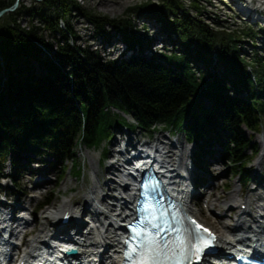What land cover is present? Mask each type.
Returning <instances> with one entry per match:
<instances>
[{"label": "trees", "instance_id": "16d2710c", "mask_svg": "<svg viewBox=\"0 0 264 264\" xmlns=\"http://www.w3.org/2000/svg\"><path fill=\"white\" fill-rule=\"evenodd\" d=\"M15 1L0 0V12ZM190 4L187 9L181 0H147L119 19L87 11L76 0H34L31 6L6 12L0 20V178L8 176L18 187V176L24 167L32 170L34 157L53 156L61 162L62 181L68 171L64 164L75 159L77 146L98 149L113 130L165 125L199 142L200 162L212 155V140L218 141L224 161L234 163V174L248 180L243 153L252 140L244 128L255 134L261 131L264 60L256 57L254 63L247 62L240 55V36L214 30L191 14H201L198 0ZM74 12L94 25L99 37L108 36L107 26L114 27L130 48L144 45L131 16L145 15L160 22L167 33L170 30L184 53L102 60L76 44L78 35L67 23ZM22 17H29V26H22ZM34 20L61 35L55 52ZM242 32L255 36L252 30ZM193 56L196 66L203 65L206 72L194 69ZM160 58L166 64L159 63ZM34 62L46 69V75H35ZM213 62L224 73H211ZM242 93L247 96L242 98ZM206 98L212 103L210 109L204 105ZM8 162L11 175L4 172ZM73 170L76 177L82 175L81 165L75 163ZM2 188L14 190L0 184ZM53 200L50 194L44 203Z\"/></svg>", "mask_w": 264, "mask_h": 264}, {"label": "rangeland", "instance_id": "374dc122", "mask_svg": "<svg viewBox=\"0 0 264 264\" xmlns=\"http://www.w3.org/2000/svg\"><path fill=\"white\" fill-rule=\"evenodd\" d=\"M17 1V0H16ZM83 8L87 11H91L96 14L103 16H108L111 19L124 18L126 11L133 6L141 4L147 0H76ZM153 2H158L159 0H152ZM187 9H190V0H181ZM244 6L246 2L238 1ZM18 10L22 6H31L34 3V0H19ZM201 4V5H200ZM199 6L203 8L205 12L204 16L201 18L205 20L209 25L218 31H222L227 34L237 33L240 36L241 42L240 45V55L247 61L254 63L256 57H260L264 60V22H257L253 24L250 21L245 23L243 22L242 15L237 10L235 5L232 4L230 0H199ZM264 10V8H262ZM191 14L195 17L200 18V15L195 11H191ZM236 14V15H235ZM209 15V16H207ZM215 15V16H214ZM238 15V16H237ZM211 18H219L215 21L226 22L221 27H216L211 23ZM264 17V13H263ZM134 31L138 36H141L144 42L142 47L133 46L129 50L126 43L123 40L122 34H120L117 29L112 26H107L105 29L108 36L99 37L96 34L95 26L90 24L86 19H84L78 12H74L68 15L67 23L73 29V31L78 35L76 44L83 49L96 52L102 60H128L131 56L143 57L151 59L154 57H160L163 54L175 53H184L185 48L181 45L179 40L170 30H167L169 33L163 30V27L155 19L148 18L145 15L133 14L131 16ZM241 18V19H240ZM225 20V21H224ZM240 20V21H239ZM228 21V22H227ZM235 21V22H234ZM34 25L40 28V32L43 38L50 42L53 46V51L55 52L57 47V41L61 39V35L53 34L50 31H46L45 27L38 23L37 20L33 21ZM22 26L26 27L30 25L29 17L21 18ZM231 24V25H230ZM155 26V27H153ZM161 31H160V30ZM261 29V30H260ZM252 30L255 32V36H246L242 31ZM159 31L160 38H164L166 42H160L157 40L155 43V38L159 37L155 35V32ZM130 47V46H128ZM147 47V48H146ZM184 48V49H183ZM135 52V53H134ZM154 56V57H153ZM193 64L194 69L204 68V72L207 70L201 64L196 66L197 60L194 56L190 58ZM161 64H166L161 58L158 61ZM169 63V62H168ZM170 64V63H169ZM210 65L211 73H224V70L216 68L215 63L213 62ZM33 69L36 76L42 77L46 75L47 71L39 63H33ZM196 71V70H195ZM197 72V71H196ZM208 76L207 73H205ZM210 79V77L208 76ZM234 93L230 92L229 96H233ZM242 98L247 96L245 93L240 95ZM204 105L207 109L212 108V103L209 99L204 100ZM127 120L132 123L134 122L133 118L126 116ZM261 131L259 133H252L251 131L245 129V133L248 139H251L250 147L243 153L246 157L245 170L246 173L250 176L249 182L244 186L243 191L240 193V197L248 199L251 202V205H245L246 208H250L253 212H256L258 205H264V201L258 202L256 200L259 195L264 197V117H262ZM111 138L105 140L100 148L98 149H88L84 145L77 146L76 157L72 162L64 164L67 166L68 171L62 181H59V177L62 175V165L59 159L53 156H44L43 159L40 157H34L35 160H43V163L35 164L33 167L38 169L36 175L32 174L31 170H25L22 176L18 180V188H15L16 195L13 196L14 200L19 199V206L26 207L30 211H34L35 207L40 203L44 194L52 193L55 197V202L50 207H47L42 213L36 212L35 217L38 216L37 223L35 222L32 228L36 227L37 234L34 237L40 236L39 230L42 229L43 220L42 217L44 213L48 210H54L56 207H60L64 202L73 201L76 210L82 211L86 210L89 207V201L87 199V194L92 192V196L98 200L100 197L107 193L108 185L106 179L108 178L106 170L108 163L112 158L114 150H122L123 144L126 137H129L134 140L133 145L142 142L155 144L157 139H162V142L165 143V146L172 148V151H175L174 147H177L178 150H182V153L188 158V150L191 148L193 152H196L199 144H191L186 138V135L182 131H178L172 127L167 128L165 125H158L155 129L151 130H142V129H129V128H120L113 130L111 132ZM123 137V138H122ZM118 140L121 142L116 145L115 141ZM213 144L211 150L214 151L212 155L206 156L205 159L208 160V166L206 169L207 173L213 180H215V186L217 189L213 190L212 201L214 204H217V207L214 205H208L205 202H201L197 206H193L195 211L200 214L201 219L210 227H213L212 224H215L219 217L222 214L221 210L228 208L229 199L231 193L239 191L241 189L240 178L234 174L237 169L235 168L234 163L224 161L223 159V150H221L220 144L218 141L212 140ZM124 145V147L126 146ZM200 147V146H199ZM201 148V147H200ZM256 149L259 151V154L256 155ZM108 151V156L104 158V153ZM183 154V155H184ZM195 158V157H194ZM260 159L261 170L258 169ZM193 160V159H192ZM259 161V162H258ZM187 161L183 158L182 163V172L185 169V163ZM81 165L82 175L76 177L74 175L73 166L74 164ZM94 166H97L94 169ZM48 168V169H47ZM243 169L239 172H243ZM205 171V170H203ZM5 174L11 173L10 162L6 164ZM44 177L46 184L42 188H36V184L40 179ZM208 180V179H207ZM97 181V184L94 182ZM2 185H10L9 180L1 181ZM259 189V190H258ZM235 190V191H234ZM117 193L116 191L114 192ZM103 194V195H102ZM215 194V196H214ZM235 194V193H233ZM258 194V195H257ZM104 195V196H105ZM232 195V194H231ZM248 197V198H247ZM3 198H1L2 200ZM109 204H112L113 199H108ZM86 203L88 206H86ZM257 205V206H256ZM83 206V207H82ZM107 206V205H106ZM213 206L214 208H212ZM212 208V211L210 210ZM239 209L236 208L233 211L228 212V217L223 220V222L235 223L234 218H236ZM221 212V213H220ZM213 213V214H212ZM231 214V215H230ZM256 216V214L254 213ZM230 217V218H229ZM252 221V220H251ZM250 225L254 226L251 222ZM85 230V229H84ZM33 238V237H32Z\"/></svg>", "mask_w": 264, "mask_h": 264}, {"label": "bare ground", "instance_id": "6f19581e", "mask_svg": "<svg viewBox=\"0 0 264 264\" xmlns=\"http://www.w3.org/2000/svg\"><path fill=\"white\" fill-rule=\"evenodd\" d=\"M230 1L232 2L233 5H235L237 10L243 16L242 17L243 22L247 23L250 21L254 25L257 24V22H262V21L264 22V17H263L264 10H262V8H264V0H230ZM238 1L246 2V5L243 6L241 2L239 3ZM198 3H199V0H198ZM252 6H256V7H252ZM201 11H202V14L200 15V19L203 22L207 23L205 20L201 18L205 14V12L203 11V8H201ZM210 19H211V23L215 25L216 27H221L223 24L226 23L222 21H215L216 19L218 20L219 18H215V17L211 18L210 16ZM207 24L209 25V23ZM160 33L162 32H159V31L155 32V35L159 36L155 38L156 39L155 41L159 40L160 42H163V43L166 42L167 41L166 39L162 37L160 38V36H162L160 35ZM127 48L131 50L128 46ZM124 142H128V144L124 148V151L114 150L112 154V158L107 165L108 169L106 170V174L108 178L106 179V181H107L108 189H107V192H105L107 194L106 195L104 194L105 196L102 194L103 196L102 198L100 197L98 202L93 196L87 198L89 201L88 203L89 207L86 208V210H82V211L76 210L75 207L77 206L78 203L76 204V206L73 207L74 203L73 201H70V202H64L63 204H61L60 207L54 208V210L46 211L42 217L43 224H42V229H40L39 231L40 236L33 239L29 247L22 252L23 258H26L27 260H29V259H34L39 255V250H40L39 245L40 244L38 240H43V241L48 240L47 237H48L49 232H51V228L54 229V232H58V230L64 231L65 229L69 227V225L63 226L61 224V221L65 217L67 212L68 214L74 215L71 224L75 226L78 233L82 235L85 243L87 244V247L84 250V252L82 250V253L80 254L81 258L77 259V262H72L71 264H74V263L80 264V260H82L83 263L88 261L91 258V256H93L92 253L95 252L96 250H101L102 248H104L106 246L105 244L112 245L111 248H116L119 244H121L122 240L120 238V227L122 226V223L125 221V219L130 216V210H131L130 207H129L130 210L128 209V207L127 208L125 207V209H122L120 213H117L118 211L117 208L119 206L118 204L122 205V207L125 205L131 204L129 203L130 199L128 198V193L131 191L130 185L122 186L118 180L119 179L118 175L119 173L122 172L121 170L123 168L122 159L125 157V154H127L128 148L133 149L140 145H142V147L150 145L149 143H142V142H139L133 145L134 140L129 137H126V139H124ZM120 143L121 142H119L118 140L115 141L116 145ZM174 148H175V151L173 152L172 148H168L165 146V143L162 142L161 138L157 139L155 144L149 146L148 148H144L145 149L144 151L148 152L150 157L154 159V162L157 164L158 168L160 167L165 172L167 171L169 174L174 176L173 178H170V181H174L176 177L180 175V171L182 169L183 158L185 155L184 153H182V150L180 152V150H178L177 147H174ZM262 157H264V153ZM172 161L174 162L173 165L171 164ZM262 161L263 159L262 160L260 159L259 166H258L259 167L258 169L260 170H261ZM96 167L97 166H94V169ZM195 170L198 171L197 168L196 169L194 168V172ZM175 172H177V174H175ZM207 177L209 180V183L207 182L208 189H211V190L217 189V186L214 185L215 180H213L211 176L209 175ZM44 180L45 178L42 177L40 181L36 184V188L44 186L46 184ZM176 182H178V180L174 181V183ZM94 184H97V181H95ZM177 187L181 189L182 185L178 184ZM238 190L239 191L234 190L235 192L233 193L235 194L231 193L232 195L230 194V196H228V199H229L228 205H230L229 208L228 209L226 208L227 210L222 209L221 212L223 215L221 216L219 220L216 221L215 224H212L213 225L212 229L215 230L219 234L220 241L223 245L228 244L227 241L231 240L230 236L232 234H234V236L236 237L238 236V234L242 235V232H244L245 230L252 229L251 225L249 224L250 222L255 224L257 228L263 231L262 233H259L258 236H261L264 240V217H262V214L264 213V205H258V206L256 205L257 206L256 212H253V210L250 208L243 210L242 205L249 206L251 205V202L248 199H244L240 197V193L243 191V189H238ZM115 191L117 192L116 194L114 193ZM261 195H259V197L256 199L258 200V202L264 201V197ZM183 196L187 197L185 193ZM212 196H213V193H211L208 196V201L210 205L213 203ZM108 199H113V201H115V203L118 206L114 204H109V201L107 202ZM15 204L19 205V202H16ZM212 205H214V207L218 206L217 204H214V203ZM86 206H88L87 203H86ZM187 206H188V209L192 213L197 214V212L192 207V205H187ZM211 207L214 208L213 206ZM212 208H210L211 211H212ZM236 208H238L239 211H238L236 218H234L233 220L235 221V223L234 222L233 223L223 222V220L229 216L228 212L231 211V209L233 210ZM254 213L256 214V216L254 215ZM9 214L10 213H2V217L4 216L7 220ZM83 214H86V216L92 215L94 218L97 219V221L96 222L92 221L88 223L85 220H83ZM37 219H39L38 216H36L32 222H29L27 226L29 228L34 226ZM90 223H94V228H91L90 233L86 235L84 229L87 226H89ZM45 233L46 235L43 236V234ZM226 234H228V236ZM97 245L99 246L96 248ZM108 253H112V254H107V257L105 258L106 264H118L117 259L121 258L119 253H117L116 251L112 252V249H110ZM15 255L16 254L13 255V259ZM93 257L97 259L96 256H93Z\"/></svg>", "mask_w": 264, "mask_h": 264}, {"label": "snow or ice", "instance_id": "6c2138e0", "mask_svg": "<svg viewBox=\"0 0 264 264\" xmlns=\"http://www.w3.org/2000/svg\"><path fill=\"white\" fill-rule=\"evenodd\" d=\"M161 215L162 216L166 215V213L162 212ZM152 227L156 229V233L154 236L151 237V239H148L147 242L142 241L144 248L147 249L149 252H156V253L162 252L165 254L166 257H168V253H171V257H175L177 253L174 250V247L178 243L180 249L179 260L181 261V264L185 260L189 261V264H191L193 257H195V259L197 260L200 259V254L204 251L205 248H209L212 245V241L215 239L214 236H211V233H209V236L207 238L202 235L192 236L191 240L188 242V245L186 246L184 239H181L179 236H177L175 240H170L167 236H161V233L167 231L162 225L157 224V225H152ZM197 227H199V225H197ZM173 230L176 231L177 233L180 232L179 228H175ZM142 231L143 229L137 231L135 227L132 228V232L135 235L131 239L135 240L137 237H140ZM203 231L207 232L208 230L204 229ZM161 244L162 246H160ZM170 245H172L173 247H170ZM136 252H137V247L132 246L130 252L128 253L130 264H149L148 259L146 258L143 251H141V254L137 260H133L132 253H136ZM153 259H156V257H153Z\"/></svg>", "mask_w": 264, "mask_h": 264}, {"label": "water", "instance_id": "95a60500", "mask_svg": "<svg viewBox=\"0 0 264 264\" xmlns=\"http://www.w3.org/2000/svg\"><path fill=\"white\" fill-rule=\"evenodd\" d=\"M39 1H41V0H39ZM15 8H16V7H14L13 9H5V10L1 11V12H0V20H1V18L4 16V14H5L6 12L13 11Z\"/></svg>", "mask_w": 264, "mask_h": 264}, {"label": "built area", "instance_id": "2783aa9c", "mask_svg": "<svg viewBox=\"0 0 264 264\" xmlns=\"http://www.w3.org/2000/svg\"><path fill=\"white\" fill-rule=\"evenodd\" d=\"M252 7H256V6H252ZM202 8V7H201Z\"/></svg>", "mask_w": 264, "mask_h": 264}]
</instances>
